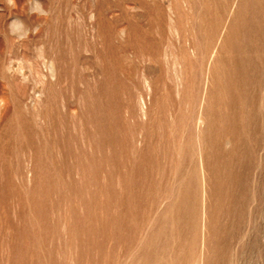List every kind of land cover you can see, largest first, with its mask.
<instances>
[{"label":"rangeland","instance_id":"1","mask_svg":"<svg viewBox=\"0 0 264 264\" xmlns=\"http://www.w3.org/2000/svg\"><path fill=\"white\" fill-rule=\"evenodd\" d=\"M36 2L0 0V264H264V0Z\"/></svg>","mask_w":264,"mask_h":264},{"label":"clouds","instance_id":"2","mask_svg":"<svg viewBox=\"0 0 264 264\" xmlns=\"http://www.w3.org/2000/svg\"><path fill=\"white\" fill-rule=\"evenodd\" d=\"M4 2L9 6V7H12V8H15L16 7V0H4ZM32 14H36V15H46L47 13L43 10V5L40 4L37 0V2L29 8V15H32ZM24 28V23L22 20H19L18 18L17 19H14L12 20L9 25H8V29H9V32L12 34V35H18V32L17 30L18 29H23Z\"/></svg>","mask_w":264,"mask_h":264}]
</instances>
